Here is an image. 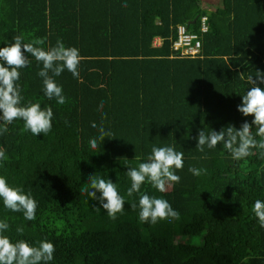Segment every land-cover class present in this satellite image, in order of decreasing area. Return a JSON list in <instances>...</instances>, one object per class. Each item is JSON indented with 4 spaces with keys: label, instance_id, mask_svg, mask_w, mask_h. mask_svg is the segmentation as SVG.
Wrapping results in <instances>:
<instances>
[{
    "label": "trees",
    "instance_id": "trees-1",
    "mask_svg": "<svg viewBox=\"0 0 264 264\" xmlns=\"http://www.w3.org/2000/svg\"><path fill=\"white\" fill-rule=\"evenodd\" d=\"M205 1L0 0V47L23 35L24 43L45 39V50L60 40L81 57L79 79L67 70L54 77L63 105L45 96L42 63L29 55L19 69L22 104L51 107L53 118L46 135L22 131V120L0 134L7 156L0 176L37 202L29 221L0 200L13 242L53 243L49 264H264V228L252 211L264 201L259 150L233 160L222 144L196 148L200 130L239 129L254 119L237 106L252 86L247 77L264 72V0ZM182 24L200 39L193 57L172 49ZM105 114L112 135L93 150ZM153 145L183 152V168L174 170L180 181L165 192L145 183L130 197L126 172ZM190 167L206 172L195 176ZM94 174L116 183L125 200L115 220L80 192ZM143 193L167 200L180 218L140 222L130 204Z\"/></svg>",
    "mask_w": 264,
    "mask_h": 264
},
{
    "label": "clouds",
    "instance_id": "clouds-1",
    "mask_svg": "<svg viewBox=\"0 0 264 264\" xmlns=\"http://www.w3.org/2000/svg\"><path fill=\"white\" fill-rule=\"evenodd\" d=\"M13 39L14 42L0 47V134L8 131L9 124L22 120V131H30L34 136L41 133L46 135L52 128V108L42 109L39 103L22 104L23 97L16 83L20 79L19 69L29 66V55L38 63H42L43 67L38 76L42 78L44 94L48 99L55 98L58 104L63 105L66 98L54 77L67 70L74 78L79 79L78 65L81 59L79 50L75 47H66L60 40H57L55 46H49L45 50L39 46L45 44L43 38L33 40L31 43H24L23 35H17ZM247 81L252 86L242 95V102L237 106V111L245 117L252 116L254 119L251 123L243 122L239 129L229 125L219 132L211 130L206 133L200 130L196 137V148L199 151L203 152L205 146L211 149L222 144L233 160H242L252 155V149H258L260 158L264 159V88L258 86L264 85V72L257 71L255 79L249 75ZM100 110H103V103ZM106 118L105 114L98 128L99 136L89 142L93 150L98 148V141L103 142L112 135L103 127V120ZM91 127L96 129L98 126L94 122ZM6 159L5 151L0 149V161ZM182 168L183 152H178L171 146L153 145L146 160L140 162L137 167L128 168L126 174L131 186L127 194L131 197L134 193H140L145 183L159 192H165L171 183L180 181L174 170ZM189 171L195 176H200L206 169L190 167ZM80 192L86 193L89 199L98 201L99 207H95V210L103 209L113 220L117 218L118 213L124 211L125 200L120 196L116 183L108 178L90 175ZM97 193L100 195L97 196ZM0 200L5 208L23 213L26 220L36 219V200L30 194H25L21 188L10 186L3 176H0ZM130 208L139 209V220L142 223L155 224L159 220L180 218L179 213L167 200L149 196L147 193L140 194L138 204L131 203ZM252 211L260 227L264 228V201L256 200ZM8 229L9 224L0 220V264H49L54 259L53 243L46 240L37 241L33 246L23 239L13 242L4 234ZM16 231L22 234L24 229L17 228Z\"/></svg>",
    "mask_w": 264,
    "mask_h": 264
},
{
    "label": "built area",
    "instance_id": "built-area-1",
    "mask_svg": "<svg viewBox=\"0 0 264 264\" xmlns=\"http://www.w3.org/2000/svg\"><path fill=\"white\" fill-rule=\"evenodd\" d=\"M207 17L201 18V32H205ZM201 46L200 39L197 34L187 31L184 24L177 26V38L172 43V49L179 51V56H195L199 52Z\"/></svg>",
    "mask_w": 264,
    "mask_h": 264
},
{
    "label": "rangeland",
    "instance_id": "rangeland-1",
    "mask_svg": "<svg viewBox=\"0 0 264 264\" xmlns=\"http://www.w3.org/2000/svg\"><path fill=\"white\" fill-rule=\"evenodd\" d=\"M202 3H203V4H202L203 6H205V5L207 4V2H206L205 0H203ZM169 220H170V219H164L165 222H168Z\"/></svg>",
    "mask_w": 264,
    "mask_h": 264
}]
</instances>
